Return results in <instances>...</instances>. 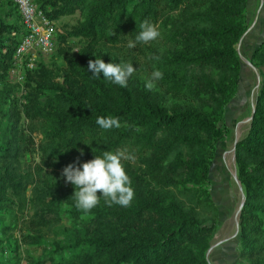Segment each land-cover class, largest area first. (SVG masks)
Returning a JSON list of instances; mask_svg holds the SVG:
<instances>
[{
  "label": "trees",
  "instance_id": "trees-1",
  "mask_svg": "<svg viewBox=\"0 0 264 264\" xmlns=\"http://www.w3.org/2000/svg\"><path fill=\"white\" fill-rule=\"evenodd\" d=\"M5 2L0 9V84L9 92L6 79L23 23L14 2ZM38 2L54 21L80 10L84 20L72 34L87 41L67 68L52 74L42 67L35 76L26 75L27 103L15 110L0 145V204L8 188L25 201L32 185L28 202L38 228L28 236L30 243L47 244L55 254L78 249L81 264H211L206 253L220 209L208 189L209 172L216 143L226 135L219 122L241 80L237 44L247 30L248 0ZM145 20L161 35L114 51L125 49L119 45L134 40L137 25ZM58 39L67 41L65 35ZM96 57L133 66L144 60L145 68L163 73L158 80L163 90L140 87L132 76L127 87L106 81L103 74L96 78L87 69ZM252 62L263 79L249 131L236 144L245 193L239 252L249 264H264V42ZM100 116L118 117L121 127L102 129L96 123ZM22 118L28 121L24 128ZM35 131L43 134L39 152L52 171L42 175L44 167L38 166L39 179L21 160L35 149ZM118 149L134 157L122 161L135 192L131 206H108L101 198L91 211L78 210L70 198L75 186L66 182L63 169L82 167L103 151ZM64 211L73 227L61 226ZM46 231L56 236L53 241L48 242Z\"/></svg>",
  "mask_w": 264,
  "mask_h": 264
},
{
  "label": "rangeland",
  "instance_id": "rangeland-1",
  "mask_svg": "<svg viewBox=\"0 0 264 264\" xmlns=\"http://www.w3.org/2000/svg\"><path fill=\"white\" fill-rule=\"evenodd\" d=\"M7 0H0V9H3ZM11 17L7 18L10 22ZM84 20L80 10L70 15H63L55 20L57 27L56 47L51 54L39 56L34 68L21 73H13L14 60L7 75V84L11 89L4 91V85L0 84V145H4L5 130L12 126L15 110L23 108L27 103V94L29 88L26 85L27 76L34 75L36 70L45 67L54 72L67 68L71 59L77 57L81 46L86 44L87 39L80 35H73L76 27ZM22 22V21H21ZM19 21V24H21ZM23 31L21 38L26 31L23 25H20ZM65 35L67 41L60 43L58 36ZM21 41V40H20ZM264 42V0H248L247 4V30L237 44L242 70L241 80L238 92L227 105L225 114L220 120L219 125L225 127L226 135L216 143V155L209 172L208 189L212 197L219 206L220 214L216 222V230L211 239V246L207 250V257L211 264H249L240 257L239 238L240 229H238V220H240V208L243 202V193L240 189V183L237 181V161L236 144L249 131L253 110L257 103V95L260 91L262 82L261 69L252 62L253 52ZM125 48V45H119V48ZM62 48V50H60ZM127 50H114L119 53ZM118 54V53H117ZM14 59V58H13ZM136 72L133 73L135 83L140 87L146 88V82L151 79L154 69L144 66L145 61L139 60L134 63ZM253 64L256 68L251 66ZM23 76V78H20ZM154 91L163 90L159 81H155ZM18 101V105L17 102ZM22 128L24 123L28 122L24 118L20 119ZM34 143L31 147L33 151L26 153L22 157V166L26 169H32L33 176L39 179L38 166H43L44 172H52L42 161V154L39 152V144L43 139V134L38 131L33 133ZM39 164V165H37ZM62 172V170H60ZM240 180V179H239ZM242 184V183H241ZM32 185L26 190V200L21 201V196L14 193L12 188H8L5 193V201L0 204V264H81L78 249L64 250L59 253H51L52 247L45 244L36 246L30 243L28 236L36 233L37 222L32 215L34 213L33 204L28 202L32 197ZM245 194V193H244ZM44 208L45 206H41ZM40 209V208H39ZM47 214V209H41ZM242 211V210H241ZM61 226L73 227V221L68 216L67 211L63 212ZM78 225V224H76ZM79 226V225H78ZM62 229L58 230L61 237ZM48 242L53 241L56 236L46 231ZM211 249V250H210Z\"/></svg>",
  "mask_w": 264,
  "mask_h": 264
},
{
  "label": "clouds",
  "instance_id": "clouds-1",
  "mask_svg": "<svg viewBox=\"0 0 264 264\" xmlns=\"http://www.w3.org/2000/svg\"><path fill=\"white\" fill-rule=\"evenodd\" d=\"M137 27L140 31L134 40L127 44L129 49H133L137 44H148L156 40L161 34L157 27L147 20L139 23ZM114 32L111 34L113 35ZM149 59L159 60V56L150 55ZM87 69L94 77L99 78L101 74L106 81L127 87L129 78L136 72L132 62L121 61L119 63L105 62L104 59L96 57L89 60ZM163 78V73L154 69L151 79L146 82V89L152 91L156 88L155 81ZM96 123L104 130L120 128L121 122L118 117L100 116ZM136 131H140L139 128ZM86 143V142H85ZM93 152H95L93 148ZM134 159L126 154L124 150L103 151L96 155L94 159L84 162L81 166L69 164L63 169L62 175L66 177V182L75 186V192L70 198L75 200V207L83 212H89L96 207L100 199L103 198L108 206L113 204L123 207H130L134 199V189L132 180L126 174V169L122 164L123 160ZM102 193V195H98Z\"/></svg>",
  "mask_w": 264,
  "mask_h": 264
},
{
  "label": "built area",
  "instance_id": "built-area-1",
  "mask_svg": "<svg viewBox=\"0 0 264 264\" xmlns=\"http://www.w3.org/2000/svg\"><path fill=\"white\" fill-rule=\"evenodd\" d=\"M18 7L25 35L21 39L15 55L13 73L31 70L42 55L51 54L56 47L57 27L41 8L38 0H12ZM23 78V76H20Z\"/></svg>",
  "mask_w": 264,
  "mask_h": 264
},
{
  "label": "water",
  "instance_id": "water-1",
  "mask_svg": "<svg viewBox=\"0 0 264 264\" xmlns=\"http://www.w3.org/2000/svg\"><path fill=\"white\" fill-rule=\"evenodd\" d=\"M251 66H252L253 68H256L253 64H251ZM255 111H256V106H255V108H254V110H253V114H252V118H251V120H252L253 117H254ZM213 165H214V164H213ZM213 165H212V167H213ZM236 178H237V181L240 183V189H241V191H242V193H243V196H244V198H243V202H242V206H241V208H240V214H241V210H242V207H243L244 202H245V194H244V189H243V186H242V184H241V181L238 179V177H236ZM238 229H240V220H238ZM210 250H211V249H210Z\"/></svg>",
  "mask_w": 264,
  "mask_h": 264
}]
</instances>
